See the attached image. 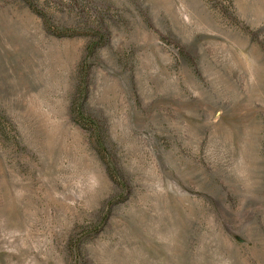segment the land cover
<instances>
[{"label": "rangeland", "instance_id": "obj_1", "mask_svg": "<svg viewBox=\"0 0 264 264\" xmlns=\"http://www.w3.org/2000/svg\"><path fill=\"white\" fill-rule=\"evenodd\" d=\"M0 264H264V0H0Z\"/></svg>", "mask_w": 264, "mask_h": 264}, {"label": "trees", "instance_id": "obj_2", "mask_svg": "<svg viewBox=\"0 0 264 264\" xmlns=\"http://www.w3.org/2000/svg\"><path fill=\"white\" fill-rule=\"evenodd\" d=\"M78 112H79V114H81V115H82L81 109H78Z\"/></svg>", "mask_w": 264, "mask_h": 264}]
</instances>
